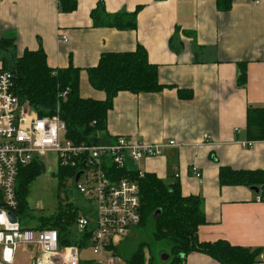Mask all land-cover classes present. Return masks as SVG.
<instances>
[{"label": "crops", "instance_id": "obj_1", "mask_svg": "<svg viewBox=\"0 0 264 264\" xmlns=\"http://www.w3.org/2000/svg\"><path fill=\"white\" fill-rule=\"evenodd\" d=\"M76 1L68 14L59 12L58 0H0V40L13 41L8 53L16 59L42 49L50 68L82 70L80 96L100 100L103 94L89 87L84 70L103 53L141 46L165 89L118 93L105 135L178 143L138 164L126 158L125 170L129 162L133 171L154 174L167 185L178 179L184 197L203 198L200 242L258 249L257 264H264V201L256 202L252 189L218 184L219 167L264 171V141L239 145L248 141L247 108H264V0H232L227 11L218 10L215 0H102L110 15L140 8L136 28L125 31L93 28L90 13L99 0ZM240 64H246L244 88L237 86ZM179 89L191 92V99H181ZM185 264L218 263L192 253Z\"/></svg>", "mask_w": 264, "mask_h": 264}, {"label": "trees", "instance_id": "obj_2", "mask_svg": "<svg viewBox=\"0 0 264 264\" xmlns=\"http://www.w3.org/2000/svg\"><path fill=\"white\" fill-rule=\"evenodd\" d=\"M220 11H227L232 0H215ZM61 13H72L76 10V0H58ZM140 8L133 13L107 14L102 0L91 11L93 28H110L118 31L134 30L136 17ZM13 41L0 40V50L9 51ZM3 69L12 72L13 92L32 111L40 117L51 116L54 112L57 95L67 91L65 100L60 105V118L66 127V137L73 142H85L95 136L105 135L107 114L113 107V100L120 92L133 95L158 93L165 89L159 84L157 67L148 61L146 51L138 46L133 52L103 53L98 64L84 70L89 87L103 94V99L82 98L80 96V78L82 70L72 65L65 69H52L47 65L42 49L35 52L25 51L19 58L11 57L1 60ZM237 86L246 85V64H240ZM181 99H191V92L177 91ZM245 133L248 142L264 141V108H247ZM95 141H97L95 139ZM45 171L44 165L33 162L23 168L16 183V199L23 226L27 219L35 230H55L61 245L66 243L68 227L73 223L77 208L66 204L64 208L48 214L31 213L30 188ZM73 169L56 167L52 177L70 180ZM122 177L137 182L140 193V221L137 227L146 225L152 220L155 241L167 242L170 260L167 264H185L192 253L203 254L218 264H257L259 250L232 246L224 240L203 243L198 239L199 227L206 224L203 211V198L200 196L184 197L178 179L165 184L154 174H143L138 177L136 171H119ZM218 184L220 187H245L257 189L258 196L264 201V171L233 170L219 167ZM30 228V227H29ZM144 245L135 252L127 264H146L143 256ZM80 264H88L81 262ZM148 264H154V259Z\"/></svg>", "mask_w": 264, "mask_h": 264}, {"label": "built area", "instance_id": "obj_3", "mask_svg": "<svg viewBox=\"0 0 264 264\" xmlns=\"http://www.w3.org/2000/svg\"><path fill=\"white\" fill-rule=\"evenodd\" d=\"M249 1L259 4V0ZM12 77L11 71L0 66V264H17L23 254L29 255V264H115V248L140 221L138 184L119 175L125 170L126 158L138 164L180 145L172 140L148 144L124 136H95L89 141L73 142L66 137L65 123L60 118V105L67 91L57 95L51 116L40 117L14 94ZM239 145L247 149L253 143ZM48 155L53 157L49 163L75 171L70 181L87 202V214H92L90 217L76 207L63 245L55 230L25 227L16 214V183L21 170L33 162L44 165ZM79 172L82 175L75 183ZM192 174L201 178L197 171L192 170ZM138 177L142 178L143 173L138 172ZM256 202H262L260 196ZM9 214L15 216V223ZM85 249L92 260L80 257Z\"/></svg>", "mask_w": 264, "mask_h": 264}, {"label": "rangeland", "instance_id": "obj_4", "mask_svg": "<svg viewBox=\"0 0 264 264\" xmlns=\"http://www.w3.org/2000/svg\"><path fill=\"white\" fill-rule=\"evenodd\" d=\"M11 52H5L0 50V61L5 59H11ZM163 154V153H162ZM161 154V155H162ZM146 159V158H144ZM53 157L48 155L44 161V173L31 185L29 202L31 213L33 215L48 214L57 211L59 208H64L66 204H72L75 207H79L83 213L87 214V202L82 198L81 195L75 190L74 185L68 179H58L52 177V172L56 171V166L49 163L52 161ZM129 161V160H128ZM127 169L132 170L131 164L127 162ZM21 225H23V220L21 216L17 214ZM27 226L32 227L33 224L27 219ZM154 227L152 220L147 221L146 225H141L130 233V235L125 238L120 245H118L114 250L115 264H127L126 260L129 259L135 252H137L142 245H144L143 256L145 263L148 264L149 261L154 259V264H167L170 260L169 248L167 242L163 240L155 241L152 237ZM166 255L167 261L161 262L160 257ZM80 257L83 260L89 261L92 260V255L87 249L80 252ZM30 257L29 255H21L19 257L17 264H29Z\"/></svg>", "mask_w": 264, "mask_h": 264}, {"label": "water", "instance_id": "obj_5", "mask_svg": "<svg viewBox=\"0 0 264 264\" xmlns=\"http://www.w3.org/2000/svg\"><path fill=\"white\" fill-rule=\"evenodd\" d=\"M80 175H82V172H79V173L76 174L75 179H74L75 183L78 181ZM252 191H254L255 193L258 192L257 189H252ZM9 218H10L11 222H13V223L16 222V218H15V216L13 214H9ZM167 258L168 257L166 255H163V256L160 257V261L161 262H165V261H167Z\"/></svg>", "mask_w": 264, "mask_h": 264}]
</instances>
